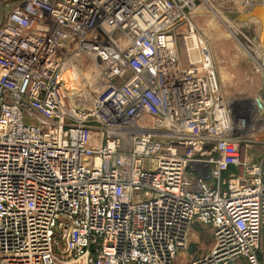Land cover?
Instances as JSON below:
<instances>
[{
	"label": "built area",
	"instance_id": "2783aa9c",
	"mask_svg": "<svg viewBox=\"0 0 264 264\" xmlns=\"http://www.w3.org/2000/svg\"><path fill=\"white\" fill-rule=\"evenodd\" d=\"M198 1L22 0L7 11L0 264H174L196 225L213 246L194 264H264V89L262 109L215 89ZM82 56L103 86L80 109L59 88Z\"/></svg>",
	"mask_w": 264,
	"mask_h": 264
},
{
	"label": "rangeland",
	"instance_id": "374dc122",
	"mask_svg": "<svg viewBox=\"0 0 264 264\" xmlns=\"http://www.w3.org/2000/svg\"><path fill=\"white\" fill-rule=\"evenodd\" d=\"M14 4L15 3L9 2V0H0V22ZM197 4L198 9L207 11L206 18H209L210 22L213 21V28L218 29L216 35H224L220 32L223 31L228 34L227 39L229 42L239 45L240 53L237 50L232 49L230 52V54L233 53V57H231L232 59L230 57L229 59H226L228 61L225 66L229 77L223 80L220 75L221 73L219 72V66L222 65L221 67L224 68L223 63H221V65L218 63L216 54H213V52L215 53V50L207 40V33L210 30L209 28H206V24H204L202 20L200 21L198 17L193 16V22L198 34L201 36L202 40L208 44L214 60V87L225 96L227 100L229 99L241 106L247 105L264 89V74L260 68V66L264 65V41H259L261 23L257 18L240 20V16L252 7L250 5H245L246 3L244 0H203L198 1ZM245 7H247V9ZM200 14L201 13H199V15ZM235 52L239 53L238 58L235 57ZM221 57L224 56L221 55ZM75 64L77 66L84 64L85 66L94 67V64L84 56L78 57ZM94 81L97 82L96 77H94ZM84 82L86 84L82 86L83 90L80 91V98L84 101H76L72 98L74 105H71V103L70 106L80 109L86 108L91 104V101L98 96L99 91H101L100 86H97L98 88H89L90 86L87 84V81L84 80ZM102 86L103 85H101V88ZM89 89L92 90L89 91ZM87 92L89 93L86 94ZM256 150L257 148L251 152L254 157L257 155L255 152ZM212 246L213 238L211 230L207 227L196 225L190 230L187 248L177 254L174 264H194L196 261L203 259L211 251ZM260 249V255L264 256V234ZM64 258L66 257L63 254V259ZM59 264L64 263L60 262ZM235 264L248 263L246 261H240Z\"/></svg>",
	"mask_w": 264,
	"mask_h": 264
},
{
	"label": "bare ground",
	"instance_id": "6f19581e",
	"mask_svg": "<svg viewBox=\"0 0 264 264\" xmlns=\"http://www.w3.org/2000/svg\"><path fill=\"white\" fill-rule=\"evenodd\" d=\"M254 2L257 4H261L259 2L254 1V0H251L250 3H247L245 5L253 6ZM245 8L247 9V7H245ZM262 12H263V9L259 8L258 13L261 14ZM199 13H201V14L199 15ZM206 13H207V11L200 10L197 8L195 10V12L193 13V16L198 17V19L200 21L202 20L203 23L206 24V28H209V30H210L209 32L207 31L208 33L206 32L208 35L207 40H208L209 44L211 46H213V48L215 50V53L213 52V54H216L218 63L220 65H221V63H223L224 68L221 67L222 65L219 66L220 67L219 72L221 73L220 74L221 78L224 80L225 78L229 77L228 73L226 72V66L225 65L228 61L226 59H229V57L230 58L233 57V53L230 54L232 49H235L239 52V47H238L239 45L232 44L231 42H229L227 39L228 34L223 32V31H220V32H222L224 35H220V36L216 35V31L218 29L213 28V26H214L212 24L213 21L210 22V19L206 18V16H207ZM244 13H246V11ZM207 25H209V26H207ZM218 52H219V54H218ZM238 52H235L236 58L239 57L238 54L240 52L239 53ZM247 52H248V50H247ZM249 52H250V50H249ZM221 55L224 57H221ZM222 58H223V60H222ZM255 58H258V57H255ZM94 77H96L97 82L94 81ZM60 79H61L62 83H61V86L59 88V93L62 97H64V100L66 101V103L68 105H70L71 103H72L71 105H74V103H73L74 101H72V98H74L76 101H84L82 98H80V91L83 90L82 86H84V84H86L84 82V80L87 81V84L90 86L89 88L100 86V89H102L100 84H103V82L100 80V77L98 76V69L96 66L90 67V66H85L84 64L81 66H77L72 59H70L64 65V68L62 69L61 74H60ZM90 90H92V89H89V91ZM94 90H96V89H94ZM81 93H83V92H81ZM88 93L89 92H87L86 94H88ZM99 94H101V91H99ZM82 95H84V94H82ZM227 101H229V99Z\"/></svg>",
	"mask_w": 264,
	"mask_h": 264
},
{
	"label": "water",
	"instance_id": "95a60500",
	"mask_svg": "<svg viewBox=\"0 0 264 264\" xmlns=\"http://www.w3.org/2000/svg\"><path fill=\"white\" fill-rule=\"evenodd\" d=\"M20 1H22V0H9V2H12V3H16V2H20ZM259 8L263 9V12L261 14L258 13ZM249 18L259 19V21L261 23L259 41L263 42L264 41V4L254 3V5L251 7L250 10L246 11V13H244L240 16V20H247ZM253 101L256 103V106L258 109H262V100H261L260 94L257 97H255L253 99Z\"/></svg>",
	"mask_w": 264,
	"mask_h": 264
}]
</instances>
